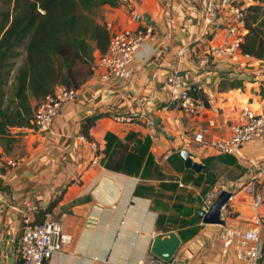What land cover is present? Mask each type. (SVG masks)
Instances as JSON below:
<instances>
[{"label": "crops", "instance_id": "1", "mask_svg": "<svg viewBox=\"0 0 264 264\" xmlns=\"http://www.w3.org/2000/svg\"><path fill=\"white\" fill-rule=\"evenodd\" d=\"M209 1L130 0L118 7L103 6L108 26L131 25L135 10L153 26V33L138 49L129 78H103L96 51L93 73L76 89L75 99L61 106L51 130L35 124L14 128L24 133L11 152L0 148V264H21L24 220L40 223L48 216L62 222L71 240L45 264H149L153 238L169 231L182 240L175 264H242L233 248L223 252L220 226L203 223L199 210L207 192L220 186L234 194L230 210L224 211L226 224L252 225L256 211L252 195L245 191L248 184L263 194L258 214L259 264H264V138L245 142L238 155L219 153L212 146L214 139L229 135L242 104L264 102L259 94L264 59L221 58L207 66V73L198 65L207 52L202 29ZM185 46L189 51L181 55ZM175 70L183 73L187 86H201L196 95L204 108L197 116L170 100L166 84ZM98 115L89 126L88 120ZM109 132L122 140L129 133L150 137L145 165L156 171L145 177L106 167L115 146L107 138ZM198 132L204 133L203 141L194 139ZM179 146L189 149L204 168L186 167ZM140 183L152 186L153 193L135 195ZM197 217L201 219L194 222ZM194 228V235L183 238L182 230Z\"/></svg>", "mask_w": 264, "mask_h": 264}, {"label": "trees", "instance_id": "2", "mask_svg": "<svg viewBox=\"0 0 264 264\" xmlns=\"http://www.w3.org/2000/svg\"><path fill=\"white\" fill-rule=\"evenodd\" d=\"M255 1L246 8L247 32L241 52L264 59V0ZM121 4L120 0H0V148L5 153L11 152L24 133L14 128L35 127V109L47 94L57 85L77 89L93 73L95 52L104 55L111 39L101 10L104 5ZM259 94L264 99V81ZM99 117L90 118L88 125ZM107 138L115 146L106 167L145 177L156 171L145 165L150 137L141 139L129 133L122 140L109 132ZM153 191L152 186L140 183L134 194ZM154 196L161 197L159 193ZM163 208L167 206L163 204ZM197 229L182 230L183 238Z\"/></svg>", "mask_w": 264, "mask_h": 264}, {"label": "built area", "instance_id": "3", "mask_svg": "<svg viewBox=\"0 0 264 264\" xmlns=\"http://www.w3.org/2000/svg\"><path fill=\"white\" fill-rule=\"evenodd\" d=\"M127 4L130 0H120ZM255 0H210L203 15L202 36L207 40V52L199 58L198 65L207 73V66L217 59L226 58L238 62L243 54L241 46L246 34L247 7ZM131 25L124 27L109 26L111 39L107 52L100 56L96 65L101 69V76L129 78L133 60L138 49L153 33V26L144 20L141 12L131 11ZM219 19L221 21L219 22ZM189 51L185 46L180 50L183 55ZM166 88L171 102L193 116L200 114L204 104L196 95L201 86L189 87L185 84L182 72L175 70L170 76ZM77 90L65 85H57L37 105L34 112V124L42 131H50L53 121L65 102L75 99ZM129 119L117 116V120ZM152 124V119H146ZM264 138V102L253 105L245 102L237 118L230 124L227 137L212 141L214 149L223 154L238 155L242 145L255 138ZM85 140L86 136L81 135ZM194 139L204 140V133L198 132ZM95 146V145H94ZM245 191L253 197V224L248 227H235L228 224L219 225V237L223 244V252L234 249V253L242 264H259L262 256V236L258 209L263 202V194L255 190L254 184L245 186ZM221 192L220 186H215L207 192L199 215L203 217L209 207L215 202ZM4 191L0 183V202ZM234 199L231 193L228 203L223 207L229 211V202ZM71 240V236L63 231L62 222L48 216L40 223H33L29 218L24 220L21 236V264H45L51 255L63 248ZM149 264H175L173 260L164 261L153 254L148 257Z\"/></svg>", "mask_w": 264, "mask_h": 264}, {"label": "water", "instance_id": "4", "mask_svg": "<svg viewBox=\"0 0 264 264\" xmlns=\"http://www.w3.org/2000/svg\"><path fill=\"white\" fill-rule=\"evenodd\" d=\"M178 154L183 160L186 167H192L196 170L204 168L203 164L194 161L193 153L189 149L179 146ZM208 172L213 176V173L211 171ZM230 195L231 193L227 190H223L220 192L215 202L209 207L208 211L203 216V223L218 225H223L226 223L225 219L223 218V207L228 203ZM181 244L182 240L179 235L175 231H169L165 234H158L153 238L151 244V252L156 257L164 261H171L173 260Z\"/></svg>", "mask_w": 264, "mask_h": 264}]
</instances>
